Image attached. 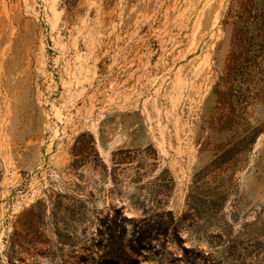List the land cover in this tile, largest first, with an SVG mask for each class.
Wrapping results in <instances>:
<instances>
[{
    "label": "rangeland",
    "instance_id": "rangeland-1",
    "mask_svg": "<svg viewBox=\"0 0 264 264\" xmlns=\"http://www.w3.org/2000/svg\"><path fill=\"white\" fill-rule=\"evenodd\" d=\"M110 260L264 264V0H0V264Z\"/></svg>",
    "mask_w": 264,
    "mask_h": 264
},
{
    "label": "trees",
    "instance_id": "trees-1",
    "mask_svg": "<svg viewBox=\"0 0 264 264\" xmlns=\"http://www.w3.org/2000/svg\"><path fill=\"white\" fill-rule=\"evenodd\" d=\"M118 261H119V260H118ZM109 264H119V263L117 262V260H110ZM127 264H140V263L137 262V261H130V262L127 263Z\"/></svg>",
    "mask_w": 264,
    "mask_h": 264
}]
</instances>
